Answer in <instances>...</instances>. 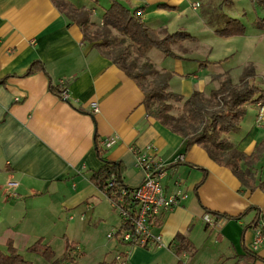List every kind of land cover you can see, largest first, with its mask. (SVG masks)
Masks as SVG:
<instances>
[{"label":"crops","instance_id":"0c3cea01","mask_svg":"<svg viewBox=\"0 0 264 264\" xmlns=\"http://www.w3.org/2000/svg\"><path fill=\"white\" fill-rule=\"evenodd\" d=\"M36 60L43 70L24 75ZM0 80L1 249L11 240L30 264H52L26 250L43 237L55 257L64 252L65 239L77 242L79 264L111 262L117 253H126L127 264H234L246 250L259 257L252 264H264V243L254 245L264 218L256 229L243 228L253 210L239 220L211 213L233 216L250 205L264 213V189H244L203 147H186L184 138L148 117L137 83L102 49L85 42L80 26L51 0H0ZM246 115V128L225 136L250 154L264 139V116L257 121L256 110L251 120ZM95 134L100 146L104 142V156L122 163L129 187L144 178L136 152L162 164L160 183L176 202L151 229L161 245L127 246L107 237L120 217L89 180L101 165ZM256 178L264 181V173L258 170ZM177 235L193 247L176 252Z\"/></svg>","mask_w":264,"mask_h":264},{"label":"trees","instance_id":"16d2710c","mask_svg":"<svg viewBox=\"0 0 264 264\" xmlns=\"http://www.w3.org/2000/svg\"><path fill=\"white\" fill-rule=\"evenodd\" d=\"M262 1V0H259ZM53 6L69 21L77 23L82 32L83 40L92 43L93 46L103 50V53L134 80L143 93V104L146 114L158 121L172 133L180 135L185 140V146L199 145L203 147L209 157L218 165L229 168L239 179L241 187L250 191L259 187L264 189V181L256 178V173H264V159L257 168L255 165L264 157V139L260 140L250 154H245L225 136L228 133H236L240 129L241 121L247 113V105L264 104V88L254 82L255 72L253 67H245L236 82L229 75H224L216 88L211 89L207 95L200 91H193L187 97L169 90L171 74L153 68L146 56L150 48H156L165 56L175 57L171 44L193 36L185 30H176L165 33L159 37L156 28L147 24L143 19V5L133 9L124 6L119 0H110L109 6L101 15V29L89 32L94 26L90 15L92 8L79 7L69 0H51ZM165 2H158L157 7L166 6ZM257 27L264 26V16L256 20ZM109 29L115 30L125 36L130 42L122 48H115L113 39L109 38ZM213 32L220 37L242 35L245 32L244 24L235 17H226L221 27H214ZM132 54L134 58H131ZM145 58L138 64L136 59ZM43 70V65L33 61L24 75H30ZM149 76H151L149 78ZM3 80H0V82ZM52 92H57V86H49ZM175 103L180 104L177 106ZM175 112V110H177ZM103 146L99 144L95 134V150L101 161L98 169L92 171L89 180L104 193L109 200L119 202L122 199L127 209L136 210L138 203L130 196L133 187L127 186L123 181V165L118 160H109L104 156ZM194 166L193 164H191ZM197 167V166H196ZM204 176L206 170L199 167ZM198 184L195 186L197 189ZM123 190H127L122 194ZM253 210L254 216L243 228H257L264 213L256 206L250 205L237 215H229L212 211L216 216H225L239 220L247 212ZM210 211V210H206ZM163 213V212H162ZM162 213L153 218V226H159L162 222ZM129 229V224L120 225L119 229ZM176 252L193 247L190 240L182 235H177ZM81 247L77 242L65 239L64 252L55 257L54 251L43 237L37 238L26 250L34 252L52 264H79L75 259L81 255ZM259 257L252 251L246 250L239 255L234 264H252ZM101 261L97 264H112ZM0 264H30L8 240L3 249L0 248ZM180 264V261L177 263Z\"/></svg>","mask_w":264,"mask_h":264},{"label":"rangeland","instance_id":"374dc122","mask_svg":"<svg viewBox=\"0 0 264 264\" xmlns=\"http://www.w3.org/2000/svg\"><path fill=\"white\" fill-rule=\"evenodd\" d=\"M69 1L79 7L92 8L89 19L94 26L89 28V32L101 29V15L110 0ZM119 1L129 9L143 5L147 9L143 13L144 21L157 29L159 37L176 30H185L193 36L192 39L171 44L175 57L165 56L156 48L146 52L153 68L171 74L168 81L170 91L184 97L193 91L207 95L218 86L224 75H229L236 82L247 66L254 69V82L264 88V26L257 27L256 24V20L264 16V0H165L167 5L160 7L152 4L151 0ZM228 16L244 24V34L231 37L215 35L214 27H221ZM108 35L116 49L130 42L112 29H109ZM131 58H134L133 54ZM136 61L140 64L145 58ZM211 73L212 78L209 76ZM254 110L257 114V106L247 105L246 119H252ZM241 126L246 128L245 123Z\"/></svg>","mask_w":264,"mask_h":264},{"label":"built area","instance_id":"2783aa9c","mask_svg":"<svg viewBox=\"0 0 264 264\" xmlns=\"http://www.w3.org/2000/svg\"><path fill=\"white\" fill-rule=\"evenodd\" d=\"M63 97L66 98V91H63ZM93 111L97 110L95 102L91 103ZM264 116V104H257V121H261ZM104 145V142H102ZM136 163L144 171V178L141 183L133 187L130 191V196L138 205L136 210L132 211L127 209L121 204L122 199L119 202L110 200L111 205L117 210L120 217V225L129 224V229H119V227L107 234L108 238L115 239L118 243L132 246V245H147L153 243L155 245H161L160 235L152 232L153 218L160 213L167 211L173 207L176 202L175 195H166L163 186L160 183V177L163 176V166L153 156L147 153H136ZM8 185H16L14 182L8 183ZM127 192L123 190L122 194ZM178 193V192H177ZM71 218V217H70ZM83 218V214L80 215V219ZM203 219L207 223H211V219L208 214H205ZM264 243V229H260L257 233L254 245H260ZM112 264H127L126 253H117L113 257Z\"/></svg>","mask_w":264,"mask_h":264}]
</instances>
